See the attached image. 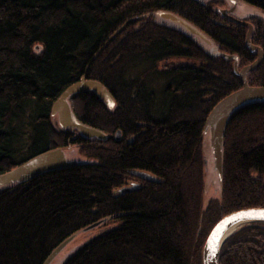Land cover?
Instances as JSON below:
<instances>
[{
	"label": "trees",
	"instance_id": "1",
	"mask_svg": "<svg viewBox=\"0 0 264 264\" xmlns=\"http://www.w3.org/2000/svg\"><path fill=\"white\" fill-rule=\"evenodd\" d=\"M226 4L0 0V174L50 148L75 146L83 157L0 187V264H42L66 238L110 221L116 224L60 264H201L216 221L264 207V100L230 115L217 195L202 202L205 117L242 85L232 61L220 54H237L238 67L255 59L240 21L251 23L250 42L263 52L246 81L264 85V0H236V20L219 13ZM247 6L255 11L242 12ZM156 11L186 21L210 44ZM172 57L197 64L164 63ZM85 68L109 89L115 106L108 110L91 92L71 95L69 104L81 122L106 133L102 141L60 129L49 115L52 102ZM117 129L119 141L113 138ZM218 264H264V223L245 224L230 235Z\"/></svg>",
	"mask_w": 264,
	"mask_h": 264
},
{
	"label": "water",
	"instance_id": "2",
	"mask_svg": "<svg viewBox=\"0 0 264 264\" xmlns=\"http://www.w3.org/2000/svg\"><path fill=\"white\" fill-rule=\"evenodd\" d=\"M230 7L219 9L223 16H229V13L234 11L236 0H228ZM156 16L167 19L172 23L178 24L183 27L187 32L206 40L197 29L189 25L186 21L175 16L170 12L156 11ZM248 27L245 43L247 48L256 54V59L240 69H237V59L235 55L223 54L225 59H234L233 71L241 78L242 85L240 88L234 90L221 101L216 103L210 110L209 114L204 121L203 131L207 134L210 141V147L213 155L211 165L217 172L218 178H221L222 171V153L221 142L222 135L230 115L240 106L245 103L264 100V86H251L246 82V73L254 69L262 59V51L259 47L250 43L249 37L252 27L247 22H241ZM110 39V38H109ZM209 44V41L207 40ZM87 69V68H86ZM86 74L82 75L79 81L67 86L64 91L54 100L51 105V114L56 116L57 123L63 128H73L78 130L79 134L89 139L92 137L105 138L103 133L91 126L80 122L70 109L67 101L68 97L73 94H81L86 91H93L109 108L114 105L113 97L109 92L98 82L85 79ZM79 162V159H70L66 157V153L61 148L47 150L37 155H34L20 163L13 168L0 174V187L22 183L32 178H35L45 172L73 166ZM207 164V160H204ZM130 186L121 187L118 192L125 193L131 189ZM264 211V207L244 208L233 211L224 215L209 230L201 250V263L202 264H218V253L225 240L232 235L235 231L245 224L250 223H264V219L259 218L258 215H247L249 213L258 214ZM98 225L93 223L85 228L89 230ZM73 235L61 242L51 253L46 257L42 264H50L62 249L73 239Z\"/></svg>",
	"mask_w": 264,
	"mask_h": 264
},
{
	"label": "rangeland",
	"instance_id": "3",
	"mask_svg": "<svg viewBox=\"0 0 264 264\" xmlns=\"http://www.w3.org/2000/svg\"><path fill=\"white\" fill-rule=\"evenodd\" d=\"M244 6V5H243ZM224 8V6H222ZM253 12L251 7L246 8V10L242 9V12ZM241 12V10L239 11ZM166 64H178V63H194L197 64V62L193 61L192 59H184V58H171L167 59ZM143 67L146 65V62L141 63ZM139 74V73H138ZM150 82H152L153 87L158 88L160 85V82L157 80L150 79ZM207 139V136L205 140ZM65 153L68 158L70 159H83L81 155L78 154L77 149L75 146H70L68 149L65 150ZM205 177H204V194H203V206H205L208 203V200L211 198H216L217 195V185H216V172L213 169V166L211 165V161L207 160V167L205 170ZM216 175V176H215ZM264 177V176H263ZM210 201V200H209ZM116 224L114 221H110L109 223L102 225V226H95L92 229L89 230H80L77 232L73 239L62 249V251L57 255V257L50 263V264H60L61 261L64 259L65 256H67L71 251L76 249L77 247H81L85 243H87L92 238L96 237L103 231H106L113 227Z\"/></svg>",
	"mask_w": 264,
	"mask_h": 264
},
{
	"label": "bare ground",
	"instance_id": "4",
	"mask_svg": "<svg viewBox=\"0 0 264 264\" xmlns=\"http://www.w3.org/2000/svg\"><path fill=\"white\" fill-rule=\"evenodd\" d=\"M178 58H181V57H178ZM257 67V66H256ZM255 67V68H256ZM88 69V68H87ZM86 68H85V70H84V72H83V74L82 75H84V73L86 74V77H85V79H88V80H92V81H96V82H98L99 84H101L108 92H109V94L113 97V95H112V93L109 91V89L103 84V83H101L100 81H98V80H96V79H93V78H90V77H88V74H87V70ZM81 75V76H82ZM80 76V77H81ZM80 77L75 81V82H77V81H79V79H80ZM245 78H246V76H245ZM75 82H73V83H75ZM247 82V81H246ZM72 83V84H73ZM248 84V83H247ZM71 85V84H70ZM249 85V84H248ZM69 86V85H68ZM251 86H264V85H251ZM64 90H62V92H63ZM234 91V90H233ZM233 91H231V92H233ZM61 92V93H62ZM87 92H91L94 96H96V98L100 101V102H102L104 105H105V107L108 109V110H112L113 108H114V106H115V99H114V97H113V100H114V105H113V107L112 108H109L93 91H86V92H83V93H87ZM230 92V93H231ZM60 93V94H61ZM230 93H228V94H230ZM228 94H226L225 96H223L221 99H219L218 100V102L219 101H221L224 97H226ZM73 95H75V94H73ZM71 96V95H70ZM69 96V97H70ZM69 97H68V99H67V101H68V103H69ZM54 102V101H53ZM52 102V103H53ZM217 102V103H218ZM52 105V104H51ZM69 106H70V104H69ZM50 109H51V107H50ZM70 109H71V107H70ZM211 110V109H210ZM71 111H72V109H71ZM73 112V111H72ZM210 112V111H209ZM209 112H208V114H209ZM74 114V113H73ZM207 114V115H208ZM49 115H50V117H51V119L53 120H55L56 121V124H57V126L60 128V129H62L60 126H59V124L57 123V118H56V116H54V115H52L51 114V110H50V112H49ZM75 115V114H74ZM76 117V116H75ZM207 117V116H206ZM205 117V118H206ZM77 118V117H76ZM78 119V118H77ZM79 120V119H78ZM80 121V120H79ZM205 121V120H204ZM228 121V120H227ZM81 122V121H80ZM83 123V122H82ZM138 125L139 126H142V127H144V126H152V124H149V123H146V122H141V123H138ZM89 126V125H88ZM226 127V126H225ZM64 129H73V128H63V130ZM203 129H204V124H203ZM98 130V129H97ZM225 130V129H224ZM99 131H101V130H99ZM144 130H142V132H143ZM102 133H103V135L105 136V138H97V137H92V138H89V139H97V140H100V141H102V140H105L106 139V133L105 132H103V131H101ZM121 131L119 130V129H117V130H115L114 131V134H113V138H114V140L115 141H119V139H120V137H121V133H120ZM223 136H224V132H223V135H222V142H221V153H222V149H223ZM135 137H137V133L136 134H133V135H131V136H128V138L126 139V142L127 143H130V141L131 140H133ZM57 147H55V148H50V150H53V149H56ZM201 148H202V153H203V158L205 159V160H209V161H213V155H212V151H211V147H210V141H209V138H207L206 140H204L203 141V143H202V145H201ZM47 151V150H46ZM205 170H206V164H205V168H204ZM213 169H214V167H213ZM215 170V169H214ZM215 172H216V170H215ZM216 175H217V172H216ZM218 176V175H217ZM67 239V238H66ZM218 255H219V253H218ZM218 260V259H217ZM200 263H201V255H200ZM202 264V263H201Z\"/></svg>",
	"mask_w": 264,
	"mask_h": 264
},
{
	"label": "flooded vegetation",
	"instance_id": "5",
	"mask_svg": "<svg viewBox=\"0 0 264 264\" xmlns=\"http://www.w3.org/2000/svg\"><path fill=\"white\" fill-rule=\"evenodd\" d=\"M228 3H229V1H228ZM228 7H230V3L229 4H226V6L224 7V8H222V9H225V8H228ZM220 9V8H219ZM219 11V10H218ZM220 13V12H219ZM221 14V13H220ZM234 11L232 12V13H229V15H230V17L229 16H223L222 14V16L223 17H225V18H227V19H231V20H236L235 19V17H234ZM240 22H247V21H240ZM247 23H249V22H247ZM242 24V23H241ZM250 25H251V23H249ZM242 25H244V24H242ZM244 26H246V25H244ZM247 27V26H246ZM251 27H252V25H251ZM247 30H248V27H247ZM246 33H247V31L245 32V36H244V44H245V46H246V43H245V38H246ZM251 33H252V31H251ZM251 35V34H250ZM195 36V35H194ZM196 37V36H195ZM198 37V36H197ZM200 38V37H199ZM202 39V38H201ZM203 40V39H202ZM204 41H206L207 42V40H204ZM249 41H250V37H249ZM251 43V42H250ZM208 44V43H207ZM209 44H210V42H209ZM252 44V43H251ZM252 45H254V44H252ZM254 46H257V47H259L258 45H254ZM247 47V46H246ZM260 48V47H259ZM249 50V49H248ZM260 50L262 51V49L260 48ZM250 51V50H249ZM250 52H252V51H250ZM215 53V52H214ZM252 53H254V52H252ZM223 54H228V55H235L236 56V59H237V69H240V68H242V67H238V56H237V54H235V53H221L220 55H221V57L224 59V60H226V61H232V70H233V62H234V59L233 58H231V59H225L224 57H223ZM255 54V53H254ZM262 57H263V52H262ZM172 58H178V57H172ZM182 58V57H181ZM171 59V58H170ZM184 59H188V58H184ZM255 59H256V54H255ZM254 59V60H255ZM191 60V59H190ZM253 60V61H254ZM262 60V59H261ZM252 61V62H253ZM251 62V63H252ZM261 62V61H260ZM250 64V63H249ZM248 65V64H247ZM259 65V64H258ZM246 66V65H245ZM233 73H234V71H233ZM235 74V73H234ZM247 74V73H246Z\"/></svg>",
	"mask_w": 264,
	"mask_h": 264
},
{
	"label": "snow or ice",
	"instance_id": "6",
	"mask_svg": "<svg viewBox=\"0 0 264 264\" xmlns=\"http://www.w3.org/2000/svg\"><path fill=\"white\" fill-rule=\"evenodd\" d=\"M247 215H258L259 218L264 219V211H261V212H259L258 214H252V213H249V214H247Z\"/></svg>",
	"mask_w": 264,
	"mask_h": 264
}]
</instances>
